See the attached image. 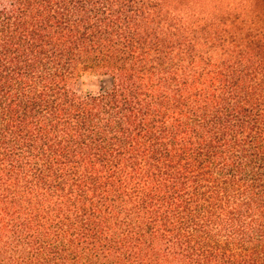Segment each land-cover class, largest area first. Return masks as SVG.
Segmentation results:
<instances>
[{
  "label": "trees",
  "instance_id": "trees-1",
  "mask_svg": "<svg viewBox=\"0 0 264 264\" xmlns=\"http://www.w3.org/2000/svg\"><path fill=\"white\" fill-rule=\"evenodd\" d=\"M0 264H264V0H0Z\"/></svg>",
  "mask_w": 264,
  "mask_h": 264
},
{
  "label": "rangeland",
  "instance_id": "rangeland-1",
  "mask_svg": "<svg viewBox=\"0 0 264 264\" xmlns=\"http://www.w3.org/2000/svg\"><path fill=\"white\" fill-rule=\"evenodd\" d=\"M109 78L98 76V75H87L84 79L82 88L91 92H98L103 88L109 86Z\"/></svg>",
  "mask_w": 264,
  "mask_h": 264
}]
</instances>
